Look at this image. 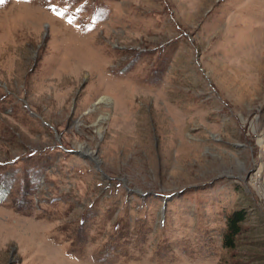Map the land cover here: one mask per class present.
I'll return each instance as SVG.
<instances>
[{
	"label": "rangeland",
	"instance_id": "obj_1",
	"mask_svg": "<svg viewBox=\"0 0 264 264\" xmlns=\"http://www.w3.org/2000/svg\"><path fill=\"white\" fill-rule=\"evenodd\" d=\"M0 264H264V0H3Z\"/></svg>",
	"mask_w": 264,
	"mask_h": 264
},
{
	"label": "trees",
	"instance_id": "obj_2",
	"mask_svg": "<svg viewBox=\"0 0 264 264\" xmlns=\"http://www.w3.org/2000/svg\"><path fill=\"white\" fill-rule=\"evenodd\" d=\"M247 214L244 210L236 211L227 217V229L224 233V247L233 250L236 245V239L242 233L243 224L246 221Z\"/></svg>",
	"mask_w": 264,
	"mask_h": 264
},
{
	"label": "water",
	"instance_id": "obj_3",
	"mask_svg": "<svg viewBox=\"0 0 264 264\" xmlns=\"http://www.w3.org/2000/svg\"><path fill=\"white\" fill-rule=\"evenodd\" d=\"M73 153H76V152H73ZM93 155L95 156V159H97L98 157H97V155H96V153H93ZM94 159V158H93ZM99 162H97V164H98Z\"/></svg>",
	"mask_w": 264,
	"mask_h": 264
},
{
	"label": "snow or ice",
	"instance_id": "obj_4",
	"mask_svg": "<svg viewBox=\"0 0 264 264\" xmlns=\"http://www.w3.org/2000/svg\"><path fill=\"white\" fill-rule=\"evenodd\" d=\"M0 3H3V0H0Z\"/></svg>",
	"mask_w": 264,
	"mask_h": 264
}]
</instances>
